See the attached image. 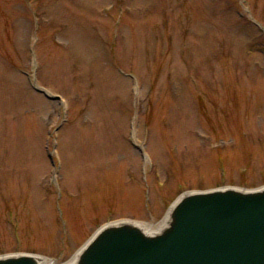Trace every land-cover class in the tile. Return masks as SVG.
Returning <instances> with one entry per match:
<instances>
[{"label":"rangeland","instance_id":"1","mask_svg":"<svg viewBox=\"0 0 264 264\" xmlns=\"http://www.w3.org/2000/svg\"><path fill=\"white\" fill-rule=\"evenodd\" d=\"M228 185H264V0H0V255Z\"/></svg>","mask_w":264,"mask_h":264},{"label":"water","instance_id":"2","mask_svg":"<svg viewBox=\"0 0 264 264\" xmlns=\"http://www.w3.org/2000/svg\"><path fill=\"white\" fill-rule=\"evenodd\" d=\"M166 215L158 230L127 219L103 224L70 264H264V185L187 190ZM47 261L36 253L0 255V264Z\"/></svg>","mask_w":264,"mask_h":264},{"label":"bare ground","instance_id":"3","mask_svg":"<svg viewBox=\"0 0 264 264\" xmlns=\"http://www.w3.org/2000/svg\"><path fill=\"white\" fill-rule=\"evenodd\" d=\"M167 219V215L163 218V220H161L160 222L156 223V224H149V223H145L144 225L146 226V228H149L151 230H158L159 228H161ZM74 259H71L70 261H68L67 263H63V264H70L73 262ZM49 264H51L49 261H47Z\"/></svg>","mask_w":264,"mask_h":264}]
</instances>
